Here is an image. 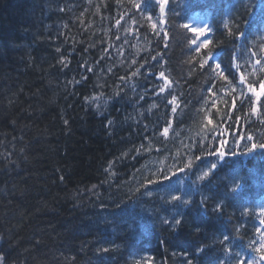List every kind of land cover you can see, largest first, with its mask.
I'll list each match as a JSON object with an SVG mask.
<instances>
[{"label":"trees","instance_id":"16d2710c","mask_svg":"<svg viewBox=\"0 0 264 264\" xmlns=\"http://www.w3.org/2000/svg\"><path fill=\"white\" fill-rule=\"evenodd\" d=\"M262 7L264 0H168L160 18L157 0H0V258L233 264L239 253L246 264L257 236L254 203L264 201V157L237 148L208 184L196 176L214 156L196 141L219 128L228 139L253 135L249 146L264 142ZM195 17L206 20L212 41L200 55L221 64L223 80L199 68L194 36L180 27ZM161 71L171 84L164 93ZM190 159L191 169L177 170ZM234 181L241 186L232 192ZM172 195L190 203H163ZM221 200L223 214L214 211ZM173 216L182 221L176 229L160 223ZM223 236L230 239L221 246Z\"/></svg>","mask_w":264,"mask_h":264},{"label":"snow or ice","instance_id":"6c2138e0","mask_svg":"<svg viewBox=\"0 0 264 264\" xmlns=\"http://www.w3.org/2000/svg\"><path fill=\"white\" fill-rule=\"evenodd\" d=\"M168 2V0H158L159 3V7H160V13L161 16L164 14V6L165 4ZM137 7H139V5H136ZM255 11V10H254ZM260 15H261V19L262 21H264V7L261 8L260 10ZM151 19V18H149ZM117 23H119V21H117ZM160 23H163V20L160 21ZM151 27L153 29L156 28L155 24H152ZM175 27V25L173 26ZM180 27L187 29L189 32H191L194 36V38H192L189 43L192 46H196L195 47V52L197 54V56H199V68L202 70H211V73H215L216 75H218L222 80L225 79V73L223 71H221V64L217 63L215 65H213L209 59V54L207 55H203L201 56V52L202 50H206L209 49L210 44L212 43L211 40H209L206 37V33L208 32V29L206 28H195V27H190L187 24L181 25ZM161 32H163L162 35V39L164 41H168L169 40V33L165 32L163 29H161ZM161 32H157L156 35L160 36ZM201 37H205L203 39V41L201 42ZM187 39V37H185ZM170 45L166 44L165 47H169ZM191 50V49H189ZM57 51H59V49H57ZM159 56V53L157 54ZM163 58V57H161ZM157 57H153V60H156ZM196 57H191L187 62L188 63H192L193 60H195ZM259 62V61H258ZM133 63H135V61H133ZM207 66V68H206ZM89 72L92 71L91 68L87 69ZM111 70V69H109ZM139 72V69H137L136 72L133 73V76L137 75V73ZM159 77L161 79L164 80V85L159 87V92L160 93H164L166 88H170L171 84L169 82V80L167 79V77L165 76V72L161 71L159 73ZM121 79L123 80L124 78L121 77ZM241 84H244V78L241 77L240 80ZM249 87H251V85H249ZM262 90H264V84L261 85ZM209 91L211 92V89H209ZM257 98L260 97L261 93L260 92H254L253 93ZM176 102H177V97L175 95L172 96L171 100L168 101L169 105H173L172 107V112L176 113L177 112V106H176ZM153 108L156 107V104L152 105ZM256 109L253 108L252 112L255 113ZM240 119V117H236V120L238 121ZM65 123H67V121H65ZM111 123V121L109 122ZM212 121L208 120V124H211ZM262 125H264V121H262ZM231 124L228 125V128H231ZM164 135L168 134V128L165 127L164 128ZM209 136H211V140H209L207 143H205L204 139L198 140L196 141V143L200 146L199 150L204 154V155H209V156H215L218 159H224L226 157V155H232V156H236L237 152L235 151V149L237 148H242L243 151L240 153L241 155H249V156H254V153H257V150H260L259 155L261 157H264V142H254L251 143L249 146V142L253 141L255 139V137L253 135H247V136H243L241 137L240 132L237 131L235 134L231 135V139L226 138L225 135V131L221 130L219 128H214L212 129L209 133ZM216 142H218V146H216ZM194 159H200L199 156H195ZM203 163V161H202ZM192 164H193V160H189L187 163H185L183 165V168H178V171H183L184 169H191L192 168ZM173 168L176 167V165L172 166ZM214 169H216V164L212 163L211 167L208 168L207 171H203L202 173H200L199 175L196 176V180L197 181H208V184H211V179H210V175H214ZM171 170V169H169ZM161 175L164 177L165 180H169V177L167 175V173H161ZM173 175H175V173H173ZM149 183H153L152 181H149ZM207 186V185H206ZM241 184L238 182L234 181V187L230 190L232 192H235V189L240 187ZM172 187V182L169 180L168 185L166 186V189H170ZM226 187V186H225ZM147 195L151 196L152 192H147ZM208 200V197H204V200L202 201V203H204L205 201ZM175 202V203H174ZM163 203L165 204H172L173 206H176V204L178 203H182L183 205L187 206L190 201L188 199H182L180 196L178 195H172L171 199H163ZM227 205H225L223 203V200L219 201L216 204V207L214 208V211L223 214L224 211L226 210ZM248 210L244 209L243 212L241 213V216H245L248 215ZM262 215H264V213H262ZM232 217H229V220H231ZM160 223L162 225H167L169 228L171 229H176L177 226H180L182 224V221L180 219H177L175 216L171 217V219L167 218V217H162L160 219ZM246 223V222H245ZM259 223L261 225H264V219H261L259 221ZM241 227H243V223L241 224L240 227H237L235 229L236 233L239 234L241 231ZM196 231L199 232L200 229L197 227ZM256 232L260 233V237H259V246L255 247L257 241L253 240L250 244L249 247H255V251L256 252H264V232L261 231L260 228H256ZM230 236H223L222 239H220L218 241V243L223 246L226 244L227 241H229ZM213 243H217V241H213ZM118 247V246H117ZM207 246L204 247H197L195 248V252L197 253H204L205 249ZM98 251H104L107 252L109 251V249L104 248V249H98ZM223 251L225 254H227L229 252L228 248H223ZM240 254L236 253L235 256L230 257L229 259L233 262V264H239V262L236 260V257H238ZM194 259L195 257L188 259L186 264H194ZM219 259V258H218ZM261 260H264V255H261L260 257ZM6 260L7 257H3L0 258V264H6ZM136 264H140L139 261L136 262ZM219 264H225L224 260H219ZM246 264H254V260H248L246 262Z\"/></svg>","mask_w":264,"mask_h":264},{"label":"rangeland","instance_id":"374dc122","mask_svg":"<svg viewBox=\"0 0 264 264\" xmlns=\"http://www.w3.org/2000/svg\"><path fill=\"white\" fill-rule=\"evenodd\" d=\"M159 19L156 20V18H155L154 20H152V24H155L158 27V20ZM190 24H191V27L204 28V24L200 20H197V19L192 20V22ZM257 92H259V91H257ZM261 254L264 255V252H261ZM260 257H261V255L258 252H252L251 254H249L247 256V260H254V264H264V260H261Z\"/></svg>","mask_w":264,"mask_h":264},{"label":"bare ground","instance_id":"6f19581e","mask_svg":"<svg viewBox=\"0 0 264 264\" xmlns=\"http://www.w3.org/2000/svg\"><path fill=\"white\" fill-rule=\"evenodd\" d=\"M259 237H260V235L257 234V236H256V240H257V241H259Z\"/></svg>","mask_w":264,"mask_h":264}]
</instances>
